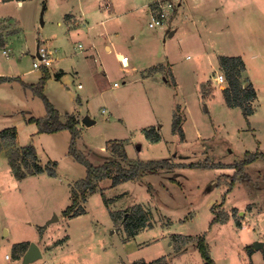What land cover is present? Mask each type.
Masks as SVG:
<instances>
[{"label": "rangeland", "instance_id": "rangeland-1", "mask_svg": "<svg viewBox=\"0 0 264 264\" xmlns=\"http://www.w3.org/2000/svg\"><path fill=\"white\" fill-rule=\"evenodd\" d=\"M154 1L0 0V75L35 83L43 73V66L33 67L37 46L54 51L57 62L50 70L61 67L65 73L60 80L52 77L43 92L59 106L60 120L66 113L78 117L73 148L93 165L112 158L105 148L110 142L125 148L127 160L114 159L126 167L165 158L182 165H231L248 153L264 154V0H202L204 10L195 0H181L165 26L150 27ZM109 2L112 11L100 7ZM190 8L202 11L203 19L209 16L192 25ZM211 47L245 60L240 81L244 86L252 81L260 96L257 105V99L245 103L253 116L244 114L245 104L227 106L226 74ZM116 52L130 59L127 67ZM220 73L223 82L216 80ZM177 108L185 115L183 141L172 132ZM45 114L41 98L19 81L0 86V130L17 132V141L0 136V264H18L15 245L25 241L46 253L28 264H202L199 236L215 264H264L261 155L242 169L175 167L116 186L105 178L85 200L79 198L76 207L86 212L68 217L62 211L72 203L71 188L80 195L86 169L67 154L68 129L38 133L27 121ZM157 134L160 139H154ZM28 145L37 154L27 157L28 165L43 172L24 176L16 172L25 169L22 150ZM45 169H55L56 175ZM137 204L148 221L130 236L123 214ZM216 214L220 220L212 222ZM255 241L261 247L255 248Z\"/></svg>", "mask_w": 264, "mask_h": 264}, {"label": "trees", "instance_id": "trees-1", "mask_svg": "<svg viewBox=\"0 0 264 264\" xmlns=\"http://www.w3.org/2000/svg\"><path fill=\"white\" fill-rule=\"evenodd\" d=\"M10 24L14 22L12 18H6ZM219 63L226 74L227 86L223 88V96L227 106H243L247 102H251L256 98L255 91L251 84L244 86L240 81L241 72L244 70L245 65L241 57L239 56H219ZM49 77V70L47 67L43 66V74L39 78L36 84H28L22 81L18 76H9V75H0V83L3 82H11V81H19L24 87L30 88L33 93L41 98L43 104L45 106L46 114L44 117L39 119L29 118L28 122H34L37 126V132H58L60 130L68 129L70 133H72V141L68 148V155H71L76 161L80 162L85 166L86 175L81 180V193L77 194L76 189L71 188L72 191V203L67 206L62 214L68 217H76L78 215L84 214L86 211L84 207L79 206L76 207L79 203V198L81 200H85L86 193L91 192L97 186L99 181L110 178L111 185L116 186L122 182L127 180L136 179L140 174L145 172H153L156 173L161 169H166L168 171L174 169L175 167H217V168H233L236 167L238 169L244 168L246 165L251 163L254 159H256L257 155H261L264 158V154L261 153H248L246 158L242 159L240 162L231 165H224L222 163H201V162H190L187 165H182L179 163H174L168 159H156V160H138L136 164H132L129 166L120 165L118 161L114 159V155L121 156L122 159L127 160L125 148L121 143H108L105 148H108L112 152V158L105 161L100 165H93L83 156L79 155L76 150L73 148L74 136L76 134V124L77 120L74 114H67L65 120L62 121L59 118L58 111L54 108L52 103L43 93V85L46 79ZM206 87L203 84L201 93L203 96L205 93ZM252 113V108L250 104H245L244 114L248 115ZM185 120V115L179 113V109L173 113L172 119V132L178 136V138L183 141L184 131L182 128V124ZM16 129L14 127L5 128L0 130V136L4 137L5 134H9L11 140L13 141L16 137ZM154 139H160V135L157 134ZM22 163L25 168L22 172H16L20 175L26 176L27 174L41 173L43 172L42 167L38 165H34V168L30 167L27 162V157L32 156L35 158V149L32 145L25 146L22 150ZM48 175L54 176L55 169H45ZM18 174V175H19ZM234 181V179L232 180ZM231 181V183H232ZM231 183L229 184V188H231ZM123 222H124V230L130 235H135L138 233L139 229L146 226L148 217L144 207L141 204L135 205L131 210H126L123 214ZM111 216L115 217V213L111 212ZM220 220L219 214L214 215L212 218V222H216ZM225 220V217L222 221ZM30 242L25 241L16 244V247H21L23 252L27 250ZM196 247L198 248L201 257L203 259L202 264H215L213 258L210 255L208 244L205 242L203 236H199V239L196 243Z\"/></svg>", "mask_w": 264, "mask_h": 264}, {"label": "crops", "instance_id": "crops-1", "mask_svg": "<svg viewBox=\"0 0 264 264\" xmlns=\"http://www.w3.org/2000/svg\"><path fill=\"white\" fill-rule=\"evenodd\" d=\"M181 1V0H180ZM18 4H21V0H18ZM195 5H196V7L197 8H201V9H205V8H203V7H205V5H204V3H203V1L202 0H195ZM107 6V7H106ZM106 6L104 7L103 5H100V7L101 8H106L107 10H109V11H112L113 10V4L111 3V2H109V3H107L106 4ZM177 7H179V5L177 6ZM207 8H209L208 6H207ZM206 8V10H208ZM222 8V7H221ZM221 8L219 7H217V6H212L211 7V9H213V10H215L217 13L219 12V11H221ZM220 9V10H219ZM202 11L201 12H199V13H193L192 12V10H191V8L190 9H188V16H187V18L190 20L191 19V23H192V25H195V26H197V22H198V20L196 19V18H200V19H203V17H202ZM222 13V12H221ZM67 15H70V14H67ZM66 15V16H67ZM197 15L198 16H200V17H197ZM208 14L206 15V17L203 19V21L204 20H206L207 18H208ZM70 17L72 18L73 16L72 15H70ZM7 18V17H6ZM102 22V21H101ZM75 26H76V24H75ZM167 27V26H166ZM173 33H174V30H172L170 33H169V36H172L173 35ZM81 47V45L79 44V48ZM110 45L109 44H106L105 43V45H104V49L105 50H110ZM213 50H214V52H215V55L217 56V58L219 57V56H222V54H219L218 53V51H217V49H214L213 47H211ZM94 49V48H93ZM51 50V49H50ZM52 51V50H51ZM54 51H52V55L54 56V53H53ZM116 54H117V56H118V60L120 59V57L121 56H123L124 54H119V52H116ZM223 56H226V55H223ZM228 56V55H227ZM231 56H239V57H241L242 58V56L239 54V55H231ZM255 56H257V54H255ZM129 58H128V62H129ZM242 60H243V62H244V65H245V67H246V62H245V60L242 58ZM120 61V60H119ZM57 62V60H55L54 61V63H52V64H55ZM51 64V65H52ZM123 66V65H122ZM123 67H127V65H125V66H123ZM48 68V70H49V77L47 78V80H46V82L44 83V85H43V91H44V89H45V85H46V83L49 81V80H51V78L53 77L55 80H60L61 79V77H62V75L65 73V71L61 68V67H59V69L58 70H52V72H51V70H50V66L49 67H47ZM42 69H43V67H42ZM97 69H102V67L100 66V65H98V67H97ZM170 71H171V73H172V77L174 78V80H175V82H176V84H178V81H177V79H176V76H175V72H174V70H173V68H172V66H170ZM246 71V70H245ZM247 73V72H246ZM42 74L43 73H41V74H39V75H37V78H38V80H39V78L42 76ZM53 75V76H52ZM20 78V77H19ZM38 80H37V82H38ZM168 79H166V81H167ZM37 82H35V83H37ZM8 83H10V82H3V83H0V86L1 85H3V84H8ZM26 83V82H25ZM35 83H28V84H35ZM176 84H174V88L176 87ZM251 86L253 87V89H254V91H255V94H256V97L258 96V98H255L254 100H256V105H257V101L258 100H260V96H259V91H258V89L254 86V84L252 83V81H251ZM79 85V84H78ZM44 93V92H43ZM46 96H47V98L49 99V101L52 103V105L54 106V108L58 111V113H59V115L61 114V112H60V108H59V106L56 104V102H54V100L50 97V96H48L47 94H45ZM79 100H80V98L79 97H77V101L79 102ZM70 113H72V112H70ZM254 113H255V111L254 112H252L250 115H254ZM66 114H68V113H66ZM75 117H76V115H75ZM60 118H61V116H60ZM29 119V118H28ZM78 119V117L76 118V120ZM28 121V120H27ZM185 121V120H184ZM30 123H32V122H30ZM88 123V122H87ZM86 123V124H87ZM34 124V123H33ZM249 127H250V129H252V130H255V127H253V126H250L249 125ZM182 128H183V124H182ZM5 129V128H4ZM2 130V129H1ZM37 130V129H36ZM37 132V131H36ZM15 133H17V132H15ZM16 141H17V134H16ZM33 146V145H32ZM34 147V146H33ZM35 149V148H34ZM105 150V149H104ZM35 154H36V150H35ZM68 154V153H67ZM36 156H37V154H36ZM55 175H56V172H55ZM54 175V176H55ZM69 206V205H68ZM2 235L3 236H6L7 237V235H9V229H8V227H6V226H3V229H2ZM137 235V234H136ZM14 244H16V243H13L11 246H13ZM39 247V246H38ZM19 248V250H20V253H21V256H18V260H17V262H18V264H20V262H21V260H22V257H23V255H24V253L26 252V250L23 252V250H22V248L21 247H18ZM39 249H40V251H41V256L39 257V258H37V259H43L44 257V255H46V253L39 247ZM45 253V254H44ZM5 258H8L9 259V257L7 256V255H5ZM37 259H35V260H37ZM34 260V261H35ZM28 264V263H27Z\"/></svg>", "mask_w": 264, "mask_h": 264}, {"label": "built area", "instance_id": "built-area-1", "mask_svg": "<svg viewBox=\"0 0 264 264\" xmlns=\"http://www.w3.org/2000/svg\"><path fill=\"white\" fill-rule=\"evenodd\" d=\"M179 3L180 0H155L153 4H155L156 8L155 12L151 13V20L149 21V26H165V22L169 14L174 11L175 6H177ZM3 53L6 54L7 52L3 50ZM36 53L35 61L33 62L34 68H38L39 66L49 67L55 61V58L52 55V51L42 45L37 46ZM119 60L123 66L128 64V58L125 55L121 56ZM216 80L218 82H223L225 80L224 75L222 73L218 74ZM114 85H116V83H114ZM78 87H81V84H79Z\"/></svg>", "mask_w": 264, "mask_h": 264}, {"label": "water", "instance_id": "water-1", "mask_svg": "<svg viewBox=\"0 0 264 264\" xmlns=\"http://www.w3.org/2000/svg\"><path fill=\"white\" fill-rule=\"evenodd\" d=\"M83 121L86 122V120H84V119H83ZM53 219H56V217H54ZM253 245L255 248H258V247H261L262 244L259 241H255ZM40 256H41V251H40L38 245L34 242H31L29 244L26 252L24 253V255L22 257L20 264H27V263L39 258Z\"/></svg>", "mask_w": 264, "mask_h": 264}]
</instances>
